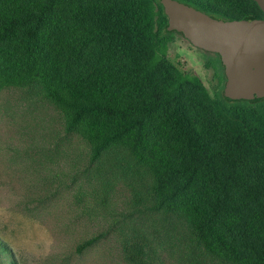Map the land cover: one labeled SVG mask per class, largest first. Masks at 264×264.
Listing matches in <instances>:
<instances>
[{"label":"trees","instance_id":"trees-1","mask_svg":"<svg viewBox=\"0 0 264 264\" xmlns=\"http://www.w3.org/2000/svg\"><path fill=\"white\" fill-rule=\"evenodd\" d=\"M178 1L218 19L264 17L254 0ZM168 26L161 0H0V84L41 83L96 157L117 144L140 151L156 168L149 208L187 217L219 263L264 264V99H226L218 53L204 54L213 96L180 73Z\"/></svg>","mask_w":264,"mask_h":264},{"label":"rangeland","instance_id":"rangeland-1","mask_svg":"<svg viewBox=\"0 0 264 264\" xmlns=\"http://www.w3.org/2000/svg\"><path fill=\"white\" fill-rule=\"evenodd\" d=\"M204 54L180 33L167 56L213 96ZM69 120L41 83L0 84V264H224L196 243L187 217L149 208L158 182L147 157L128 144L96 157Z\"/></svg>","mask_w":264,"mask_h":264},{"label":"water","instance_id":"water-1","mask_svg":"<svg viewBox=\"0 0 264 264\" xmlns=\"http://www.w3.org/2000/svg\"><path fill=\"white\" fill-rule=\"evenodd\" d=\"M254 1L264 13V0ZM161 2L169 31L181 33L196 50L221 55L227 76L226 99H264V17L218 19L178 0Z\"/></svg>","mask_w":264,"mask_h":264}]
</instances>
